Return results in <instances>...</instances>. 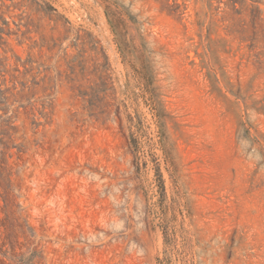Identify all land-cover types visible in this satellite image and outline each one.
<instances>
[{
	"label": "rangeland",
	"instance_id": "obj_1",
	"mask_svg": "<svg viewBox=\"0 0 264 264\" xmlns=\"http://www.w3.org/2000/svg\"><path fill=\"white\" fill-rule=\"evenodd\" d=\"M0 264H264V0H0Z\"/></svg>",
	"mask_w": 264,
	"mask_h": 264
}]
</instances>
